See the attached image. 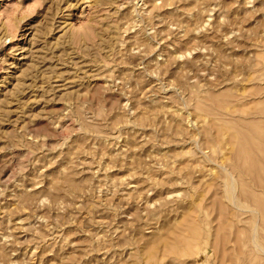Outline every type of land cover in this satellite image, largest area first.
I'll return each mask as SVG.
<instances>
[{
  "label": "rangeland",
  "instance_id": "1",
  "mask_svg": "<svg viewBox=\"0 0 264 264\" xmlns=\"http://www.w3.org/2000/svg\"><path fill=\"white\" fill-rule=\"evenodd\" d=\"M0 264H264V0H0Z\"/></svg>",
  "mask_w": 264,
  "mask_h": 264
},
{
  "label": "bare ground",
  "instance_id": "2",
  "mask_svg": "<svg viewBox=\"0 0 264 264\" xmlns=\"http://www.w3.org/2000/svg\"><path fill=\"white\" fill-rule=\"evenodd\" d=\"M18 87V86H17ZM15 90V89H14ZM232 187V186H231ZM198 232V231H197ZM193 233H195L194 231H193ZM192 240H194V239H192ZM193 245V244H192Z\"/></svg>",
  "mask_w": 264,
  "mask_h": 264
}]
</instances>
